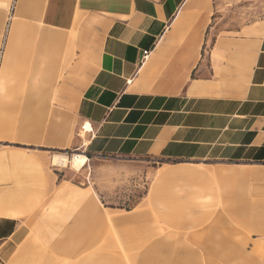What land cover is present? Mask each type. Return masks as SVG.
<instances>
[{"label":"crops","instance_id":"crops-1","mask_svg":"<svg viewBox=\"0 0 264 264\" xmlns=\"http://www.w3.org/2000/svg\"><path fill=\"white\" fill-rule=\"evenodd\" d=\"M9 2L0 0V264L26 236L20 219L36 206V159L49 149L264 165V36L208 40L214 0H15L10 18ZM236 170L227 172L259 175ZM169 176L201 174L161 170ZM126 213L113 220L119 233L142 216ZM89 255L74 264H122Z\"/></svg>","mask_w":264,"mask_h":264},{"label":"rangeland","instance_id":"rangeland-1","mask_svg":"<svg viewBox=\"0 0 264 264\" xmlns=\"http://www.w3.org/2000/svg\"><path fill=\"white\" fill-rule=\"evenodd\" d=\"M14 7L10 0L9 18ZM227 35L264 36V0H214L207 38ZM74 153L87 157L80 170L52 162L54 154ZM45 157L36 159V206L24 208L20 219L26 236L8 264H74L102 253L122 264H264V165H171L74 147L49 149ZM180 167L201 176L160 177L161 170ZM230 169L259 175L238 176ZM136 210L142 216L119 233L114 218Z\"/></svg>","mask_w":264,"mask_h":264},{"label":"bare ground","instance_id":"bare-ground-1","mask_svg":"<svg viewBox=\"0 0 264 264\" xmlns=\"http://www.w3.org/2000/svg\"><path fill=\"white\" fill-rule=\"evenodd\" d=\"M52 158H53L52 162L54 165L66 166V164L69 162L75 170L82 169L85 166L86 161H87L86 156L82 154H77V153L71 154V156L69 157L63 154H54ZM238 170L239 169H237L236 171ZM245 172L249 173V171H245ZM254 173H257V172H254ZM238 174H241V172Z\"/></svg>","mask_w":264,"mask_h":264},{"label":"built area","instance_id":"built-area-1","mask_svg":"<svg viewBox=\"0 0 264 264\" xmlns=\"http://www.w3.org/2000/svg\"><path fill=\"white\" fill-rule=\"evenodd\" d=\"M149 50H144L143 52H142V55H141V59H140V61H144L147 57H148V55H149Z\"/></svg>","mask_w":264,"mask_h":264}]
</instances>
